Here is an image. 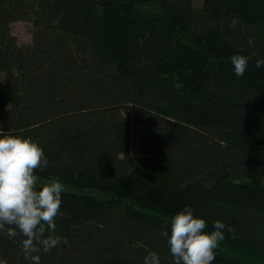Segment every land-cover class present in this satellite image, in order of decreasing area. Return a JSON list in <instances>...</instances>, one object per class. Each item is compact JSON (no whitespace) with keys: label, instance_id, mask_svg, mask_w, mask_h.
Listing matches in <instances>:
<instances>
[{"label":"trees","instance_id":"16d2710c","mask_svg":"<svg viewBox=\"0 0 264 264\" xmlns=\"http://www.w3.org/2000/svg\"><path fill=\"white\" fill-rule=\"evenodd\" d=\"M197 1L0 0V131L40 146L38 177L107 196L62 193L68 245L40 264H172L185 206L232 229L213 264H264V0ZM21 239L0 264H31Z\"/></svg>","mask_w":264,"mask_h":264},{"label":"clouds","instance_id":"9594fccd","mask_svg":"<svg viewBox=\"0 0 264 264\" xmlns=\"http://www.w3.org/2000/svg\"><path fill=\"white\" fill-rule=\"evenodd\" d=\"M248 43L251 45L253 38ZM229 59L235 76L242 77L250 58L236 54ZM255 67H264V59H257ZM47 164L43 150L30 137L0 131V234L22 237L21 253L31 264H40V253L61 243L68 245L67 238L55 234L64 185L59 178L41 183L36 175V170ZM169 228L170 232L160 235L167 238L172 264H213L214 250L225 238V230L232 231L221 221H213L212 231H205L206 221L195 217L188 206L170 218ZM143 264H160L159 255L148 252Z\"/></svg>","mask_w":264,"mask_h":264},{"label":"rangeland","instance_id":"374dc122","mask_svg":"<svg viewBox=\"0 0 264 264\" xmlns=\"http://www.w3.org/2000/svg\"><path fill=\"white\" fill-rule=\"evenodd\" d=\"M203 0H198L196 2V6H199ZM11 32L12 35L17 39L18 44L20 45H27L31 42V26L28 23L25 22H15L11 25ZM38 177V176H37ZM39 181L41 183L47 182L49 180L38 177ZM65 193H72L76 195H88L93 197H99V198H107L106 195L101 193L98 190L94 189H77L71 186H65L64 185V191Z\"/></svg>","mask_w":264,"mask_h":264}]
</instances>
